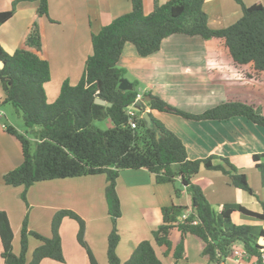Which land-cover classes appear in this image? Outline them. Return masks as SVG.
Instances as JSON below:
<instances>
[{"label": "trees", "instance_id": "obj_1", "mask_svg": "<svg viewBox=\"0 0 264 264\" xmlns=\"http://www.w3.org/2000/svg\"><path fill=\"white\" fill-rule=\"evenodd\" d=\"M212 1L215 0H169L161 5L159 0H154L152 11L146 15L144 0H130V13L116 18L98 34L92 35V53L79 83L71 86L65 82L52 104L47 102L45 93L51 72L49 63L42 58L43 38L38 23H33L23 46L15 53L8 54L0 45L3 103L11 104L22 114L27 129L40 128L33 154L30 140L15 128L6 127V132L20 143L23 162L3 176V183L7 187H25L26 191L43 182L104 175L107 179L105 198L112 222L108 237L109 264H122L116 254L121 239L117 224L122 215L117 180L122 171L143 169L153 175L157 184L171 186L176 201L186 190L191 204L172 203L162 208V223L152 231V241L141 243L125 264H164L161 258L170 255L177 263L186 256L188 236L199 244L203 264H227L235 260L237 244L243 245L248 260L263 264L264 229L236 225L232 215L238 213L264 223V211L256 213L239 204H224L216 211L208 202L204 187L195 183L204 168L223 174L236 189L255 195L246 175L240 173L229 159L212 156L190 160L183 141L151 113L158 111L196 122L244 117L264 127L262 110L246 103L228 102L201 114H192L169 105L151 92L137 101L139 83L136 81L132 83L134 89L131 91L119 89L121 80L127 75V71L119 67L126 44L134 45L139 56L146 58L159 52L163 42L177 34L206 41L223 40L236 66L250 65L256 72L264 73V4L247 7L242 0H236L241 7V19L227 28L213 29L204 11L205 4ZM20 2L37 3L36 19H49V0H16L10 10L0 12V27L15 16ZM148 96L150 101H146ZM97 98L112 106L97 105ZM133 108L138 111L131 116ZM145 113L149 114L152 127L145 121ZM105 119L113 124L111 129L101 131L92 127L94 121ZM131 121L136 124L135 129ZM253 161L264 188V154L254 155ZM22 199L26 202V192ZM57 215L50 238L31 230L26 217L21 229V253L16 255L9 217L0 211L3 263L27 264L29 239L40 244L29 264H41L46 259L63 263L58 228L67 216L79 225L77 240L87 248L89 263L98 264L84 242L85 222L76 213L62 211ZM173 231L181 235L175 248L171 240ZM158 249L163 250L161 256Z\"/></svg>", "mask_w": 264, "mask_h": 264}, {"label": "crops", "instance_id": "obj_2", "mask_svg": "<svg viewBox=\"0 0 264 264\" xmlns=\"http://www.w3.org/2000/svg\"><path fill=\"white\" fill-rule=\"evenodd\" d=\"M8 1V5H5L4 0H1L0 12L10 10L16 0ZM161 1L165 2L166 0ZM257 3L264 4V0H255L250 2L249 5L252 6ZM144 4V12L147 15L153 9L154 0H144ZM37 7L38 5L35 2H20L18 4L15 16L0 27V45L8 54L15 53L23 46L33 23H38L43 38L42 58L49 63L51 72V81L45 86L47 88L45 93L47 100L49 94H51L50 101L54 102L58 99L65 82H68L71 86H76L79 83L86 61L92 53V35L98 34L105 25L110 24L116 18L130 13L132 7L130 0H49V19L41 18L38 20L36 19ZM208 18L211 28L224 26L225 17L221 13L214 15L212 18L208 16ZM15 21L17 23L12 25ZM178 36L182 35L171 36V38L166 39L159 52L146 58L139 56L134 45H125L119 67L125 69L127 74H130L136 82L143 84L142 88L138 90L139 94L146 95L147 92H151L169 105L192 114H201L228 102L246 103L255 108H260L264 114V94L261 95L255 86L259 84L260 77L264 81V73L256 72L250 65L235 66L224 50L217 49V44L221 42L219 40H204V44H200L204 45V48H199V51H190L181 49L184 39L182 42ZM210 42L214 44L211 46ZM172 43H176L178 46ZM221 60L225 63L229 62L230 65L224 66L222 62L217 65L216 63ZM229 75L232 76L231 83L233 86L228 82ZM237 81L238 85L235 86ZM245 85H252L256 88V92L251 94ZM231 87H236V91L232 90ZM1 90L2 87L0 93ZM183 91L184 95L182 94ZM170 94H172V98L175 95L184 101H169L171 99L169 98ZM244 94L253 97L250 101H247V98L242 100ZM1 95L0 99H4V94ZM197 96H202V100L196 99ZM256 96L260 98H256ZM151 113L156 120L160 121L183 141L190 160L207 159L212 156L229 159L240 173L246 175L253 189L252 183L256 180L255 172H259L256 163L253 161V156L264 154V127L256 125L244 117H234L225 121L206 120L196 122L168 113L158 111H151ZM2 140H5L6 145L11 150L18 152L17 145L12 140L4 136H2ZM4 152L5 149L0 154L3 156ZM4 155L6 156V159H4L6 162L4 167L6 168L2 169L0 166V190L2 191L3 176L20 166L12 163L11 157L7 156L6 153ZM9 169L11 170L9 171ZM102 178L103 176L98 175L67 179L63 182L52 181L56 183L45 185L44 189L43 187L35 189L32 186L24 191L28 202L26 205L30 208L29 212L23 209V199H21L25 187H11L16 190L14 191V201L19 210V221L17 220L14 225L9 212L2 208H0V211L7 213L11 223L14 232V253H21V245L19 247V243H17V235L21 234L24 222L20 218L22 211L21 217L24 215L27 218L29 217L31 228L38 227L35 228L37 230L30 228L31 230L50 238L53 236L54 219L59 212L68 208L79 209L77 206L80 208L85 205L88 208L93 207L95 200H97L104 210V216L98 218V211L91 212L92 216L90 217H93V215L95 217L92 220L86 218L84 239L97 263L108 264V237L112 231V224L105 198L107 183ZM214 179L221 181L212 185ZM195 183L205 188L206 197L208 195L206 192L213 187L215 188L212 190L214 192L218 189L221 193L228 194L232 188L226 176L219 172L207 171L204 168L195 178ZM95 186L97 189L94 188ZM41 189L44 190L43 193L50 202H47L45 198L36 201L31 198L36 190ZM8 190L10 189H4L5 192ZM237 190L234 191L236 196L234 201L228 199L222 203L218 201L217 205L241 204L256 213L264 211V191L262 195L255 194L248 197L255 198L261 204L256 207L255 201L246 202L245 195L248 196V193ZM117 193L121 202L122 215L118 222L121 239L116 254L122 264L130 260L141 243L152 241V231L162 223V208L170 206L172 203L182 206H190L191 204L190 194L186 190L182 193L181 198L176 201L173 188L169 185L157 184L153 175L144 169L122 171L117 180ZM71 201L73 204L68 206L67 203H71ZM247 204L252 206L250 207ZM36 207L52 209L54 213L50 215L49 212H38L31 216L34 212L33 208ZM75 213L83 216L81 212ZM238 216H240V220H244L241 214ZM261 223V227L264 229V223ZM67 228V218H63L58 228V234L62 240L63 255L67 253L66 246L75 243L78 235V230L75 227L70 228V233H67ZM91 232H93L92 239L89 237ZM179 234L178 231H173L171 235L174 248L179 243ZM89 238L92 242H88ZM185 244V259L176 263L170 255L167 258H161L163 263L203 264L199 244L190 236L186 238ZM39 245V243L34 244L33 252ZM189 247H192L199 255L194 261L190 260ZM73 249L76 250L74 246ZM157 251L158 255L161 256L163 250L158 249ZM235 251L244 253L243 245L237 244ZM33 252L28 247L27 255L30 253V258H32ZM1 254L2 245L0 241V264H4ZM88 260L89 256L86 257L85 253L81 251L79 257L70 256L69 261L65 259L63 263H60L51 260L47 264H90ZM43 262L45 260L41 264H44ZM255 263V260L250 261L246 257L242 261L233 260L227 264Z\"/></svg>", "mask_w": 264, "mask_h": 264}, {"label": "rangeland", "instance_id": "obj_3", "mask_svg": "<svg viewBox=\"0 0 264 264\" xmlns=\"http://www.w3.org/2000/svg\"><path fill=\"white\" fill-rule=\"evenodd\" d=\"M160 1H159V3L162 5V4L167 3L169 0H166L165 2H162V1L160 2ZM253 1H255V0H242L243 4L245 6H247V7L250 6L249 5L250 2H253ZM8 2H9L8 0H6V2L4 0L5 5H8ZM0 3H1V0H0ZM11 8H12V6H11ZM113 8H114V6H113ZM204 11L211 18L214 17V15H217L218 13H221L223 15V17H225L224 26L223 27H217V28L212 27L214 29L227 28V27L235 24L236 22H238L241 19V17H242L241 7L236 2V0H216L215 2H212V3H209V4L205 5L204 6ZM16 23H17V21L13 22L12 25H15ZM177 35H180V34H177ZM177 35H174V36H177ZM178 37H180L179 39H181L180 41H182V42H183V39H184L183 45H181L182 46L181 49H188L190 51H199V48L200 49L204 48V45H200V44H204V39L201 40V38H196V37H193V38L192 37H186V36L184 37V35L178 36ZM212 40H217V39H212ZM219 41H221V42H219L217 44V49L224 50L226 52L225 54H227L228 57H230V59L233 61V59L231 58V56L229 54L228 49L225 47L224 41L223 40H219ZM210 43H211V46L214 44L213 42H210ZM172 44L176 45V43H172ZM176 46H178V45H176ZM207 48H208V44H207ZM220 62H222V65H224V66H226L228 64L230 65L229 62L225 63V62H223V60L218 61L216 64L218 65V64H220ZM231 77L232 76L229 75L228 82H229L230 85L232 84L231 83V81H232ZM125 79H127L131 84L135 82V79L130 74H127L125 76ZM259 80H260L259 84L255 85V86L257 87V89L259 90L260 94L262 95V94H264V81H263V79L261 77L259 78ZM236 85H238V81H237V83H235V86ZM142 86H143V84L139 83V85L137 86V90H140L142 88ZM231 86H233V84ZM246 87L249 90V92H251V94L252 93L254 94V92H256V88L253 87L252 85H249V86H246ZM246 87H244V88H246ZM231 88H233L232 90L236 91V87H231ZM231 88H229V89H231ZM0 89H1V87H0ZM45 89H47V88L45 87ZM179 92H181V91H179ZM2 93H3V91L1 90L0 97L2 96L1 95ZM234 93H236V92H234ZM182 94L184 95V91H183ZM50 96H51V94H49V99L47 100V102L52 104L55 101L54 102L50 101V98H51ZM197 97L198 98H196V99L202 100V96H197ZM252 97L253 96H251V95H245L241 99L245 100L247 98V101H250ZM257 97L260 98L259 96H256V98ZM169 98H171V99H169V101H184V100H182L180 98H177L175 95L172 98V94L169 95ZM2 99L3 98L0 99V152L3 153V149H5L4 154L6 153L7 156L11 157V159H12L11 161H13L12 163H16L18 165H21L22 164L21 162H23V156H22L20 143L15 137L9 135L6 132V127L11 126V127L15 128L20 134L25 135L31 142V147H32V151L31 152L33 154L36 151V146H37V143H38V136H39L40 128L36 127L33 130L27 129L26 126H25V122H24L22 114L19 113L11 104H4L2 102L3 101ZM92 127L95 128V129H99L101 131H106V130L111 129L113 127V124L111 123L110 120L105 119V120H101V121H94L92 123ZM2 136L7 137L8 139L12 140L13 143H15L17 145L18 152L14 151V150H11L10 147L6 145L5 140H2ZM4 154H3V156L0 154V166H1L2 169L6 168V167H4L5 166L4 164L6 163L5 160H4V159H6V156ZM18 165H16V166H18ZM10 170L11 169H9V171ZM255 175H256L255 176L256 180L254 181V183H252L253 184L252 185L253 186V191H254V193L256 195H262L264 190H263V188L260 185V181H261L260 173L259 172H255ZM99 176H103L102 179L107 180L104 175H99ZM257 178H258V180H257ZM2 181H3V179H2ZM54 181H62L63 182L65 180H54ZM219 181H221V180L214 179L212 181V185L216 184ZM52 183H56V182L48 181V182L35 184L33 186H34L35 189H40L41 187H43V189H44L45 185H51ZM106 183H107V181H106ZM177 186H178V183L176 184V187ZM1 187L3 188V191L0 190V208H2L3 210H7L9 212V214L11 216V220H12L13 224L15 225L17 220L19 221V210H18V208H17V206L15 204V201H14L15 200L14 191H16V190H13V188H11V187L5 186V184L3 186H1ZM5 188L10 189V190L5 192L4 191ZM94 188L97 189L96 186ZM213 189H215V188L213 187L211 190L206 192L208 194L207 195L208 198L207 197L206 198H207L208 202L211 204V206L216 211H218V207L217 206L224 205V204L217 205L218 201L222 203V202H225L227 199L231 200V201H234L236 199L234 191H236L237 189L235 187H233V186L229 190L230 191L229 194L228 193H224V192L221 193L220 190H218V189L214 192V191H212ZM24 191L25 190H23V193H24ZM43 192H44V190H42V189L41 190H36L31 195V198H33V200H35V201L40 199V198H45L47 200V202H50L49 199L46 197V195ZM204 194H205V191H204ZM102 195H103V193H102ZM205 196H206V194H205ZM249 196H251V195H249V194H248V196L245 195L246 202H250V200L251 201H255V206L256 207L261 205L255 198H248ZM21 199H22V197H21ZM27 203H28L27 200H26V202L23 201V209L24 210L26 209V211L29 212L30 208L27 207V205H26ZM67 204H68V206H70V205L73 204V202L71 201V203H67ZM229 204H232V203H229ZM239 205H241V204H239ZM85 206H82V208L77 206V208H79V209L68 208V209H65L63 212H67L68 211V212H71V213H75V212L83 213L84 218L79 213L78 214L76 213V214L85 222V225H86V218L89 219V220H92L93 217H95V215H93V217H90V216H92L91 212L94 213V212L98 211L99 212L98 215H97L98 218H101V217L104 216V212H103L104 210H103V208H101V206L99 205L97 200H95L93 207L90 206L88 208L87 206L86 207ZM248 206L251 207L252 205H248ZM33 211L34 212L31 214V216H33L35 213H38V212H43V213L49 212L50 215H53V213H54V211H52V209L48 210V209H41V208H37V207L33 208ZM121 212H122V210H121ZM22 213H23V211H22ZM21 214H20V218L23 221L26 217H25V215L21 217ZM234 214H236V215H234ZM234 214H233L234 216L232 215V221L236 225L242 224L243 226L247 225V226H255V227H261L262 226V223L260 221H258L257 219H255V218L244 217L243 216L244 220L242 221V220H240V216H238L239 214H237V213H234ZM63 218H67V223H68L67 233H70V228L71 227H75V229H77L79 231V225H78L77 221H75V220H73V219H71V218H69L67 216H64ZM29 221L30 220H29V217H28V225H29V228H31V224H30ZM118 222H119V220H118ZM111 224H112V222H111ZM117 227H118V230H119V224H117ZM35 228H38V227H34V228H31V229L37 230ZM89 237L91 239L93 238V232L90 233ZM90 238H89L88 242H92L90 240ZM180 240H181V235L179 234V242H180ZM84 242L86 243L85 239H84ZM17 243H19V247H20V245H21V234L17 235ZM34 244L37 245L38 242L35 241L34 239H29V246L28 247L30 248V250L32 252L34 250L33 249ZM195 245H197V244H195ZM73 246H74V248L76 250L73 249ZM87 246H89V245H87ZM66 250H67V253L64 254V261H65V259L67 261H69L70 256L79 257V255L81 254V251L85 253L86 257L88 256L87 248L86 247H82L79 244V241L77 239H76L75 243L67 245L66 246ZM189 250H190V260L194 261L196 259V257L198 258L199 255H198V253L195 252V250L192 247H189ZM16 254L19 255L20 253H16ZM30 256H31L30 253L26 256L27 264L30 263V260H31ZM48 261H51V260H45V262H43V263L44 264L50 263ZM88 262H89V260H88Z\"/></svg>", "mask_w": 264, "mask_h": 264}, {"label": "water", "instance_id": "obj_4", "mask_svg": "<svg viewBox=\"0 0 264 264\" xmlns=\"http://www.w3.org/2000/svg\"><path fill=\"white\" fill-rule=\"evenodd\" d=\"M119 89H120L121 91H123V92H126V91H131V90H133L134 87H133V85H132L127 79L124 78V79H122L121 82H120ZM146 101H150V97H149V96L146 97ZM95 103H96L97 105H101V106H108V107H111V106H112L111 104H106L105 101H103V100H101V99H99V98H97V99L95 100ZM133 110L138 111L137 109H134V108H133ZM144 119H145V121L147 122L148 126H149V127H152V121H151V118H150V116H149L148 113H145V114H144Z\"/></svg>", "mask_w": 264, "mask_h": 264}, {"label": "built area", "instance_id": "obj_5", "mask_svg": "<svg viewBox=\"0 0 264 264\" xmlns=\"http://www.w3.org/2000/svg\"><path fill=\"white\" fill-rule=\"evenodd\" d=\"M143 97H144V95H142V94H138V95H137V101L142 100ZM134 111H135V110H133V109L130 110V115H131V116L134 115ZM1 114H2V113H1ZM131 125H132V127H133L134 129L136 128V124L133 123V121H131ZM183 218L185 219L186 216H184ZM244 258H246V257L244 256V253H242V252H240V251H236V259H235V260H237V261H242ZM261 260H262V263L264 264V253L262 254Z\"/></svg>", "mask_w": 264, "mask_h": 264}]
</instances>
